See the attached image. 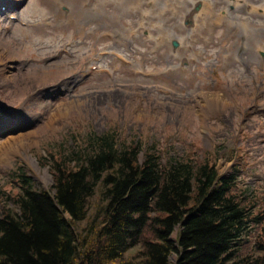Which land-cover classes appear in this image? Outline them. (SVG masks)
<instances>
[{"label": "rangeland", "instance_id": "374dc122", "mask_svg": "<svg viewBox=\"0 0 264 264\" xmlns=\"http://www.w3.org/2000/svg\"><path fill=\"white\" fill-rule=\"evenodd\" d=\"M204 1L226 16L206 15ZM4 4L0 206L17 194L10 171L23 168L37 190L48 191L40 159L78 151L89 134L119 133L121 143L153 145L164 162L213 153L219 174L264 211V13L246 8L264 0ZM253 234L240 253L250 252Z\"/></svg>", "mask_w": 264, "mask_h": 264}, {"label": "trees", "instance_id": "16d2710c", "mask_svg": "<svg viewBox=\"0 0 264 264\" xmlns=\"http://www.w3.org/2000/svg\"><path fill=\"white\" fill-rule=\"evenodd\" d=\"M78 144L40 159L48 191L10 171L17 194L0 206V264H264V211L220 176L213 153L164 162L119 133Z\"/></svg>", "mask_w": 264, "mask_h": 264}, {"label": "bare ground", "instance_id": "6f19581e", "mask_svg": "<svg viewBox=\"0 0 264 264\" xmlns=\"http://www.w3.org/2000/svg\"><path fill=\"white\" fill-rule=\"evenodd\" d=\"M243 1L246 2V0H243ZM3 6H9V5L4 4ZM236 6H238V5L236 4ZM203 7H204V11H205L206 15H208L210 17L223 18V17L226 16V13L225 12L220 13V12L215 11L212 8V4L209 1H204ZM246 8L250 9L253 12L261 11V12L264 13V5H260V6L248 5V6H246ZM95 73H99V70L98 69H95ZM41 79L46 80V77L45 76H42ZM35 92L36 93H40L42 91H40V90H37L36 91L35 90ZM56 114L59 115V112H57ZM56 114H54L53 117H51V118H49V119L46 120L48 126L52 125L53 121L56 119V117H55Z\"/></svg>", "mask_w": 264, "mask_h": 264}, {"label": "water", "instance_id": "95a60500", "mask_svg": "<svg viewBox=\"0 0 264 264\" xmlns=\"http://www.w3.org/2000/svg\"><path fill=\"white\" fill-rule=\"evenodd\" d=\"M173 46H174V47H176V46H177V44H176V43H173Z\"/></svg>", "mask_w": 264, "mask_h": 264}]
</instances>
